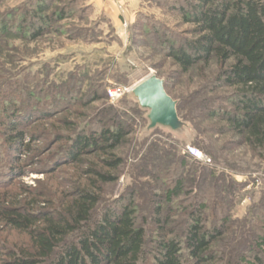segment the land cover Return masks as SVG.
Listing matches in <instances>:
<instances>
[{
    "label": "rangeland",
    "instance_id": "obj_1",
    "mask_svg": "<svg viewBox=\"0 0 264 264\" xmlns=\"http://www.w3.org/2000/svg\"><path fill=\"white\" fill-rule=\"evenodd\" d=\"M143 1L147 5L133 24L114 26L86 0H0V15L10 13V29L24 10L36 5L49 3L50 14L69 9L66 19L51 24L35 40L24 35L26 27L17 38L0 37V108L8 107V99L13 102L10 113H16L30 134L25 142L29 150L9 148L0 110V194L6 195L2 207L50 211L54 204L71 201L76 188L90 186L95 177L87 174L89 169L111 173L102 164L111 156L88 152L79 157L81 162L71 163L67 152L75 135L94 134L114 119L129 134L113 154L122 164L117 180L104 187L103 205L120 199L127 203L126 195L136 192L133 204L148 220L150 243L156 230L149 219L153 203H161L180 231L197 198L208 208L216 200L218 212L230 223L217 244L226 253L221 263L245 264L244 256L236 263L235 255L248 245L259 246L256 231L264 229L258 222L251 225L254 210H264V157L225 119V113L234 110V90L215 83L220 72L216 61L182 72L160 45L166 40L159 37L163 30L190 38V26L164 12L156 0ZM153 27L161 32L154 34ZM151 75L163 80L165 92L176 102L184 124L177 132L148 130V111L131 95L130 90ZM116 88L127 92L113 100L109 91ZM187 146L200 150L211 164L194 161L184 153ZM148 152L152 159L146 161ZM190 168L191 176L186 174ZM173 173L182 174L181 182L195 179L192 192L184 183L164 192L172 186ZM27 240L0 219V242L10 246Z\"/></svg>",
    "mask_w": 264,
    "mask_h": 264
},
{
    "label": "trees",
    "instance_id": "obj_2",
    "mask_svg": "<svg viewBox=\"0 0 264 264\" xmlns=\"http://www.w3.org/2000/svg\"><path fill=\"white\" fill-rule=\"evenodd\" d=\"M46 4L24 10L11 29L8 27L10 13L0 15V37L9 34L17 38L26 27L28 32L24 35L35 40L51 24L68 17V8L56 9L50 14L47 11L49 3ZM156 4L164 12L179 17L182 25L190 26V38L178 37L165 30L160 33V27H153L154 34L160 33V38H166L160 45L166 47L167 55L182 72L216 61L220 72L215 83L234 90V110L226 112L225 119L244 136L252 149L264 157V0H156ZM6 103L8 107L0 108L5 142L18 153L29 150L25 142L30 134L24 131L25 124L18 121L16 113H10L13 102L8 99ZM128 134L113 119L110 126L100 128L94 134H77L71 139L72 145L67 152L69 162H81L79 157L88 152L104 153L111 158L102 163L103 169L111 173L89 169L87 174L93 175L95 180L89 187L76 188L71 201L62 199V206L54 204L50 211L6 208L2 207L6 195L0 194L1 222L28 238L20 245L0 242V264L225 262L226 253L220 251L217 244L230 223L218 212L220 204L216 200L208 208L203 198H197L186 212L180 231L161 203H153L149 219L156 230L151 231L154 239L150 243L147 241L148 220L138 214L133 204L136 192L126 195L127 203L120 199L103 205L104 187L117 180L122 164V160L113 154ZM151 154L148 152L144 160L152 159ZM193 172L190 168L186 174L191 176ZM181 175L173 173L172 186L164 188V192L178 188L182 183L188 186V192H192L190 188L196 186V180L190 177L181 182ZM184 196L188 197L189 193ZM180 202L184 204L187 200ZM254 211L251 225L258 222L264 226V210ZM256 232L259 246L244 247L239 256L235 255L239 257L236 263L244 256L245 264H264V229Z\"/></svg>",
    "mask_w": 264,
    "mask_h": 264
},
{
    "label": "water",
    "instance_id": "obj_3",
    "mask_svg": "<svg viewBox=\"0 0 264 264\" xmlns=\"http://www.w3.org/2000/svg\"><path fill=\"white\" fill-rule=\"evenodd\" d=\"M131 95L141 109L148 111V130L162 127L177 132L184 126L178 118L176 102L167 95L164 82L158 77L151 75L140 81Z\"/></svg>",
    "mask_w": 264,
    "mask_h": 264
},
{
    "label": "crops",
    "instance_id": "obj_4",
    "mask_svg": "<svg viewBox=\"0 0 264 264\" xmlns=\"http://www.w3.org/2000/svg\"><path fill=\"white\" fill-rule=\"evenodd\" d=\"M95 14L105 16L114 26L122 22L133 24L136 16L147 5L143 0H86Z\"/></svg>",
    "mask_w": 264,
    "mask_h": 264
},
{
    "label": "built area",
    "instance_id": "obj_5",
    "mask_svg": "<svg viewBox=\"0 0 264 264\" xmlns=\"http://www.w3.org/2000/svg\"><path fill=\"white\" fill-rule=\"evenodd\" d=\"M130 91H132V89ZM125 92H127V90L116 88L109 91V97L114 100L124 95ZM184 153L188 155L190 158H192L194 161L201 163L202 165L207 166L211 164V160L195 147L192 146L185 147Z\"/></svg>",
    "mask_w": 264,
    "mask_h": 264
}]
</instances>
